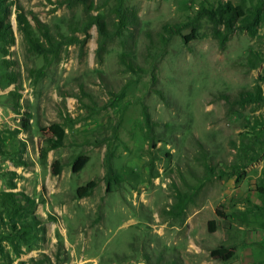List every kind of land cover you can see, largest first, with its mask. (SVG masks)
<instances>
[{"label": "rangeland", "instance_id": "1", "mask_svg": "<svg viewBox=\"0 0 264 264\" xmlns=\"http://www.w3.org/2000/svg\"><path fill=\"white\" fill-rule=\"evenodd\" d=\"M10 1L15 42L5 56L0 43V192L24 193L34 206L22 217L0 209V264H264V0H246L258 10L256 31L237 30L225 45L205 19L187 45L191 28L173 36L155 59V80L122 57L149 68L163 26L239 0H123L132 19L121 34L113 33L117 0ZM18 8L58 40L78 38L37 78L44 58L18 32ZM89 15L110 33L103 49L96 25L81 30ZM247 91L262 99L240 100ZM54 123L64 144L42 160L41 129ZM79 155L88 162L74 173ZM110 171L119 177L109 185ZM179 192H193L180 211ZM219 246L234 256L212 257Z\"/></svg>", "mask_w": 264, "mask_h": 264}, {"label": "trees", "instance_id": "2", "mask_svg": "<svg viewBox=\"0 0 264 264\" xmlns=\"http://www.w3.org/2000/svg\"><path fill=\"white\" fill-rule=\"evenodd\" d=\"M67 3V2H64ZM71 3V2H70ZM85 6H91L92 2H88L87 0L83 1ZM11 6L12 1L10 0H0V43L4 44L1 51L4 56L9 52L8 47L13 45L15 42V35L13 31L12 23L9 19L11 14ZM114 10L116 11L117 23L115 24L116 28L113 33L121 34L123 30L128 28L129 23L132 19V15L127 12V10L123 7V0H117ZM258 10L256 7H248L246 0H239L237 3H233L231 1L221 2L215 7H206L201 6L196 15L184 23H176V24H166L163 26L162 31L159 34V51L154 54L151 66L149 68L140 67L137 64L133 63L130 60H125L122 57V62L125 64L126 68L133 72L134 74L140 73H149L151 72V77L155 80V59L161 57L165 52V48L167 44L170 42L173 36L182 35V31L185 28H191V32L183 36V42L185 45L190 43L191 41L197 39L199 37V26L202 20H207L212 27V35L215 39H217L220 45H225L230 37L237 30H248L251 33L256 31L258 24ZM16 22L18 32L22 35L24 40L27 42L28 47L31 51H35L43 56L44 64L38 70H33L32 74L35 78L38 76H42L45 70L52 63V60L55 59L60 50V45L64 44H74L78 41L76 36H61L62 39L58 40L54 35L50 33V31L46 28L44 24H41L39 20L36 21V27L32 25L28 17L23 13L21 8H18L16 13ZM96 25L99 33V49H103L108 40L110 39V33L107 29L105 21L100 15H89L87 18L82 21L81 30L87 34L89 29ZM255 52L249 56V60L252 63L253 68H256L260 62H262L261 58L257 60L255 56ZM255 56V57H254ZM6 60L3 61L5 63ZM257 61V62H255ZM15 82V78H11ZM15 94L14 92H11ZM240 100H247L250 102L258 101L262 99L261 93L258 91L254 92H245V94H241ZM143 119L146 124V127L149 130H152L154 122L151 119V116L148 110L143 108ZM23 126L26 127L25 122L22 123ZM45 129H41V131L47 136L45 147H42L40 150V156L42 160H45L47 154L50 150L57 149L63 146L64 139L66 136L65 129L59 123H54L51 126ZM88 162V158L84 155H79L74 159L72 163V170L74 173L80 172ZM60 166L59 161H56L53 164V169L57 172V167ZM205 166L207 167V163L205 162ZM60 172V171H59ZM57 172V173H59ZM115 175L119 177L116 172L110 171L108 174V184H111V177ZM96 186L95 182H89L86 186L78 189V194L81 196H86L91 193V191ZM201 184L195 185V187L199 188ZM193 192L182 193L179 192L178 195V207L179 211L182 210L187 202L192 200ZM34 206V200H31L28 196L21 192L14 191H2L0 192V209L4 211L7 215L10 216H19L22 217L23 213L27 211V209L32 208ZM177 211V210H176ZM216 221L212 220L210 225V230L214 228L216 225ZM235 254L234 247H226L219 246L211 251V256L221 260H229Z\"/></svg>", "mask_w": 264, "mask_h": 264}]
</instances>
